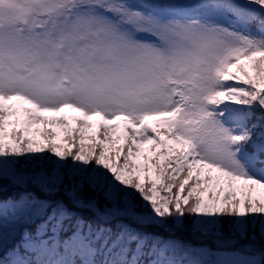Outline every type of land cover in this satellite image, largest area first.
Instances as JSON below:
<instances>
[{"label": "snow or ice", "instance_id": "obj_1", "mask_svg": "<svg viewBox=\"0 0 264 264\" xmlns=\"http://www.w3.org/2000/svg\"><path fill=\"white\" fill-rule=\"evenodd\" d=\"M258 190L264 0H0V264H264Z\"/></svg>", "mask_w": 264, "mask_h": 264}, {"label": "trees", "instance_id": "obj_2", "mask_svg": "<svg viewBox=\"0 0 264 264\" xmlns=\"http://www.w3.org/2000/svg\"><path fill=\"white\" fill-rule=\"evenodd\" d=\"M246 63H247V62H246ZM74 126H75V125H74ZM74 126H73V127H74ZM50 127H51V126H50ZM56 131L59 133V135L56 137L55 142H56L57 144H62V145H64L65 148L69 147V145H68V144L66 143V141L64 140V134H63V131H62L61 129H59V128H57ZM92 131H94V130H92ZM149 147H150V146H148V145H145V146H144L145 152L141 155L140 158H144V155H151V152L148 151ZM140 158H139V159H140ZM258 191L264 193V190H258ZM237 194L240 195L239 192H238ZM186 222H189V223H190V221H187V220H186ZM153 231H157V232H159L160 235H162V236H164V237H168V235H169V233H168L167 231H164L163 229H153ZM175 237H176V238H179V239H182V240H185V241H188V242H191V243H198V242H199L195 237H193V236L191 235V233H190L189 231H186V230H184V231L175 230Z\"/></svg>", "mask_w": 264, "mask_h": 264}, {"label": "rangeland", "instance_id": "obj_3", "mask_svg": "<svg viewBox=\"0 0 264 264\" xmlns=\"http://www.w3.org/2000/svg\"><path fill=\"white\" fill-rule=\"evenodd\" d=\"M63 115H68L69 117H71V116H73V115H78V113H74V112H72L71 110H65V112L64 113H62ZM43 115H48V116H51V115H53L52 113H44ZM96 119L97 118H93V123H95V121H96ZM69 123H71L73 126L75 125V122H73V121H69ZM41 127H43V125H41ZM94 131H95V129H93ZM139 162H143V158H140L139 159ZM261 194H264V193H262V192H260V191H257V192H254L253 193V195L254 196H258V195H261ZM187 224H189V222H186V225ZM187 231V230H186ZM243 243V242H242ZM256 244H257V246H259V244H260V241H259V239H257V241H256Z\"/></svg>", "mask_w": 264, "mask_h": 264}]
</instances>
